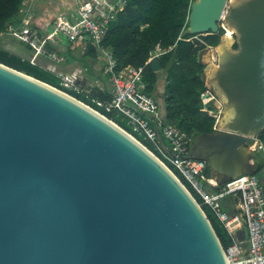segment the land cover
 Returning a JSON list of instances; mask_svg holds the SVG:
<instances>
[{
	"label": "water",
	"instance_id": "obj_1",
	"mask_svg": "<svg viewBox=\"0 0 264 264\" xmlns=\"http://www.w3.org/2000/svg\"><path fill=\"white\" fill-rule=\"evenodd\" d=\"M221 18L239 48L222 33L204 51L205 85L220 110L214 130L195 134L186 155L146 113L160 147L210 166L219 180L254 172L264 127V0H192L187 30L215 32ZM61 91L0 61V264H227L182 181L111 118Z\"/></svg>",
	"mask_w": 264,
	"mask_h": 264
},
{
	"label": "built area",
	"instance_id": "obj_2",
	"mask_svg": "<svg viewBox=\"0 0 264 264\" xmlns=\"http://www.w3.org/2000/svg\"><path fill=\"white\" fill-rule=\"evenodd\" d=\"M24 1L26 0H23L22 4ZM126 1L80 0L73 17L64 13L55 15L50 29L45 33H41L30 24L31 15L26 12L20 23L9 22L4 30L11 31L15 37L32 49L34 55L49 58L51 61L48 67L52 70L56 69L53 61L65 60L62 53L50 46V42L57 36L61 35L72 43L90 42L94 45L105 59L102 70L111 80V99L104 101L95 98L96 102L105 106L107 110L115 109L126 118L134 131L152 142L159 151L158 157L179 179L170 165L184 178L187 185L180 180L193 198L200 205L206 204L224 225L231 237V241L226 246H222L227 264H264V184L259 175L255 172H244L221 181L206 173L207 166H194L176 159L160 147L149 128L146 113L159 118L163 133L173 149L187 155L192 144L191 136L176 125L163 122V117L159 114L157 97L146 90L147 83L143 79L142 66L128 64L121 69L114 68L115 58L112 51L101 41L108 23L115 18ZM153 50L156 55L163 51L159 45ZM151 57L152 55L149 59ZM57 75L60 77V83L65 87L83 89L78 84L81 73L58 71ZM200 96L203 102L202 108L216 116L217 113L213 112L214 109L210 106L212 100L207 88L200 92ZM216 123L217 119L214 127ZM253 150L261 152L264 156V144L259 138L253 145ZM226 195L236 197L234 203L236 212L233 214L223 207L222 198ZM239 227H245L247 234L245 239L238 238L236 230Z\"/></svg>",
	"mask_w": 264,
	"mask_h": 264
},
{
	"label": "trees",
	"instance_id": "obj_3",
	"mask_svg": "<svg viewBox=\"0 0 264 264\" xmlns=\"http://www.w3.org/2000/svg\"><path fill=\"white\" fill-rule=\"evenodd\" d=\"M191 1L127 0L118 10L115 18L108 23L101 42L111 49L115 58V69H121L128 64L142 66L143 79L147 83L146 90L153 94L158 71L152 69L148 59L156 45L163 49L158 55L160 68L165 73L163 122L176 125L190 135L193 141L195 134L214 130L216 116L202 108L200 92L206 88V85L203 76L205 63L201 59V52L212 45L217 47L216 44L225 30L219 26L215 32H189L187 25ZM22 2L23 0H0V31H3L9 22L17 21ZM234 45L236 46L237 42H234ZM97 53L94 45L87 42L84 55L96 56ZM0 61L76 96L132 132L148 148L159 154L152 142L132 129L125 117L115 109L107 110L105 106L96 102L95 98L104 101L111 99V91L108 88H101L98 85L80 90L65 87L54 71L2 46H0ZM210 106L214 105L211 103ZM258 137L264 144V127ZM170 166L186 184L177 170ZM253 166L254 172L261 179L264 175V158L257 151L253 152ZM205 171L211 174L210 166H207ZM235 201L236 197L231 195L222 198L223 207L230 214L236 212ZM201 206L210 219L221 244L226 246L231 241L230 234L206 204L201 203Z\"/></svg>",
	"mask_w": 264,
	"mask_h": 264
},
{
	"label": "crops",
	"instance_id": "obj_4",
	"mask_svg": "<svg viewBox=\"0 0 264 264\" xmlns=\"http://www.w3.org/2000/svg\"><path fill=\"white\" fill-rule=\"evenodd\" d=\"M80 0H26L22 4L19 13H18V19L16 23H20L21 19L26 15V12L30 14V24L34 27H36L41 33H45L50 29L51 21L53 17L57 14H67L69 17H73V14L76 11L77 3ZM2 33V32H1ZM0 33V34H1ZM64 39V42L67 43V50H79L81 55H84L85 51V45L86 43H72L71 41H68L65 37L57 36V38L50 42V46L55 48L57 51L61 52L59 48L57 47V42ZM20 44H16L13 40L7 41L5 45L2 43L0 46L13 51L22 57L29 58L30 60L33 59L34 62L50 69L47 67L48 63L51 61L49 58L40 55L35 57L32 49H30L26 44L21 42L19 39H17ZM88 61L83 68L87 69L89 73H91L93 68L95 72L98 73L99 76L95 78L96 85L102 87H106L110 90L111 88V80L108 74H105L103 72V56L100 52L96 54V56H89ZM39 58L41 59L39 61ZM66 60V58H65ZM64 60V61H65ZM53 65L55 66V73H57L58 70H63L66 68V65L63 64L61 61H53ZM47 65V66H46ZM158 71V78L157 83L154 89V94L158 99L159 102V114L163 115L164 113V106H163V91H164V85H165V73L160 69ZM262 182L264 183V175L261 177ZM238 229H242L245 232V238L247 236L246 230L243 227H239ZM244 238V239H245Z\"/></svg>",
	"mask_w": 264,
	"mask_h": 264
},
{
	"label": "rangeland",
	"instance_id": "obj_5",
	"mask_svg": "<svg viewBox=\"0 0 264 264\" xmlns=\"http://www.w3.org/2000/svg\"><path fill=\"white\" fill-rule=\"evenodd\" d=\"M220 22L222 23V25H224L223 23V18L220 19ZM226 28V27H225ZM227 30H225L223 33L227 34L228 28H226ZM233 31V30H232ZM237 32H234L233 37L231 39V45L234 42H237V46H238V36L236 34ZM60 37H62L61 35H59ZM197 36V35H196ZM221 37V36H220ZM18 38L14 36V34L11 33V31L9 30H3L2 33L0 34V44L2 43L3 45H5V43L9 40V41H14L16 44H20V42L17 40ZM221 40V39H220ZM220 42V41H219ZM219 44V43H218ZM218 44L216 46H218ZM233 46V45H232ZM57 47L59 48V50L61 51L60 53H62L66 60H62L61 62L63 64L66 65V68H64L63 70H58V71H62V72H67V73H76L79 74L81 73V78L78 79V84L79 86H81L83 89H88V88H93L96 85V81L95 78L98 75L97 72H95V70L93 68H91L93 71L91 73L88 72L87 69L83 68L85 66V64L88 61L89 57L87 55H81L79 50H72L70 49H66L67 48V43L64 42V39H62L61 41L57 42ZM215 45L213 46H209L207 48H205L202 52H201V59L203 60V62L205 63L204 66V72L206 71V69L208 68L207 65V60H206V56H205V52L206 50H210V49H214ZM234 47V46H233ZM236 47V46H235ZM237 48V47H236ZM38 56L40 55H35V57L38 58ZM41 59L39 58V61ZM104 57H103V61H104ZM41 62V61H40ZM49 65V63L47 64ZM46 65V66H47ZM104 65V64H103ZM48 67V66H47ZM57 71V72H58ZM215 105V104H214ZM216 106V105H215ZM94 108V107H93ZM160 109V108H159ZM213 112L217 113V121L220 115V110L217 108L213 110ZM128 132V131H127ZM141 142V141H140ZM142 143V142H141ZM151 150V149H150ZM254 151V150H253ZM153 153V152H152ZM155 153V152H154ZM153 153V154H154ZM261 155V152H258ZM156 154V153H155ZM154 154V155H155ZM157 155V154H156ZM155 155V156H156ZM158 156V155H157ZM156 156V157H157ZM262 157H264L263 155H261ZM158 158V157H157ZM159 159V158H158ZM264 172V170H263ZM198 202V201H197ZM200 205V204H199ZM201 206V205H200Z\"/></svg>",
	"mask_w": 264,
	"mask_h": 264
},
{
	"label": "bare ground",
	"instance_id": "obj_6",
	"mask_svg": "<svg viewBox=\"0 0 264 264\" xmlns=\"http://www.w3.org/2000/svg\"><path fill=\"white\" fill-rule=\"evenodd\" d=\"M227 28V27H226ZM225 28V30H227ZM228 32H229V36L231 37L232 36V30L231 29H229L228 28ZM225 35H227V34H225ZM228 36V35H227ZM233 37V36H232ZM232 39V38H231ZM215 48H217V47H214V49ZM61 92H63V91H61ZM63 93H65V92H63ZM65 94H67V95H69V96H71L72 98H74V99H76L73 95H70L69 93H65ZM77 101H79L78 99H76ZM79 102H81V101H79ZM82 104H84V105H86L87 107H89V108H91L92 110H94V111H96L95 109H93L92 107H90V106H88L87 104H85V102H81ZM97 113H99L100 114V112H98V111H96ZM100 115H102V114H100ZM103 117H105L104 115H102ZM106 119H108V117H105ZM109 121H111L112 123H114L116 126H118L119 128H121L123 131H125L127 134H129L130 136H132L134 139H136L138 142H140L130 131H128V130H126L125 128H123L120 124H118L117 122H115V121H113L112 119H108ZM128 131V132H127ZM141 143V142H140ZM143 146H145L151 153L153 152L152 150H150L146 145H144L143 143H141ZM154 153V152H153ZM152 153V154H153ZM155 154V153H154ZM153 154V155H154ZM156 155V154H155ZM154 155V156H155ZM157 156V155H156ZM155 156V157H156ZM158 157V156H157ZM159 158V157H158ZM159 160L169 169V171L176 177V175H175V173L170 169V167L167 165V164H165L160 158H159ZM179 180V179H178ZM185 186V185H184Z\"/></svg>",
	"mask_w": 264,
	"mask_h": 264
},
{
	"label": "flooded vegetation",
	"instance_id": "obj_7",
	"mask_svg": "<svg viewBox=\"0 0 264 264\" xmlns=\"http://www.w3.org/2000/svg\"><path fill=\"white\" fill-rule=\"evenodd\" d=\"M219 23H220V26H222V27L224 28V30H225V26L222 25L221 22H219ZM234 32H235V31L232 32V36H233ZM236 34H237V33H236ZM227 35L229 36V32H228V31H227ZM232 36H231V38H232ZM229 37H230V36H229ZM232 45L235 47L234 43H233ZM236 47L239 48V44H238V46L236 45ZM212 104L214 105L213 101H212ZM211 108L216 109V106L214 105V106L211 107Z\"/></svg>",
	"mask_w": 264,
	"mask_h": 264
}]
</instances>
